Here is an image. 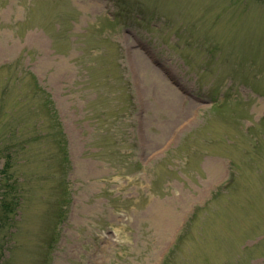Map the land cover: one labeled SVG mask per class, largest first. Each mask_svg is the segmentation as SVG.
<instances>
[{
  "label": "rangeland",
  "instance_id": "obj_1",
  "mask_svg": "<svg viewBox=\"0 0 264 264\" xmlns=\"http://www.w3.org/2000/svg\"><path fill=\"white\" fill-rule=\"evenodd\" d=\"M6 160L0 264H264V0H0Z\"/></svg>",
  "mask_w": 264,
  "mask_h": 264
},
{
  "label": "trees",
  "instance_id": "obj_2",
  "mask_svg": "<svg viewBox=\"0 0 264 264\" xmlns=\"http://www.w3.org/2000/svg\"><path fill=\"white\" fill-rule=\"evenodd\" d=\"M9 166L10 164L6 160L0 167V248L9 239V235L13 233L10 230L13 226V223H9L10 214L16 210L22 197L17 183L6 179Z\"/></svg>",
  "mask_w": 264,
  "mask_h": 264
}]
</instances>
